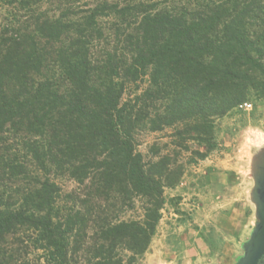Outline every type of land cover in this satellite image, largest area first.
I'll return each mask as SVG.
<instances>
[{
  "label": "trees",
  "instance_id": "16d2710c",
  "mask_svg": "<svg viewBox=\"0 0 264 264\" xmlns=\"http://www.w3.org/2000/svg\"><path fill=\"white\" fill-rule=\"evenodd\" d=\"M1 8L0 264H137L184 176L138 136L170 131L205 160L216 121L264 100V0Z\"/></svg>",
  "mask_w": 264,
  "mask_h": 264
},
{
  "label": "rangeland",
  "instance_id": "374dc122",
  "mask_svg": "<svg viewBox=\"0 0 264 264\" xmlns=\"http://www.w3.org/2000/svg\"><path fill=\"white\" fill-rule=\"evenodd\" d=\"M9 10L0 9L1 21ZM245 103L251 110L239 106L216 121L217 146L205 160L194 154L204 152L196 143L189 151L173 147L170 131L139 134L136 149L147 161L156 145L184 167V176L165 191L162 219L137 264H238L245 256L259 224L253 191L264 161V100L254 95ZM60 185L65 192L77 187L68 180Z\"/></svg>",
  "mask_w": 264,
  "mask_h": 264
},
{
  "label": "water",
  "instance_id": "95a60500",
  "mask_svg": "<svg viewBox=\"0 0 264 264\" xmlns=\"http://www.w3.org/2000/svg\"><path fill=\"white\" fill-rule=\"evenodd\" d=\"M253 200L257 207L259 224L245 247V256L238 264H264V161L255 177Z\"/></svg>",
  "mask_w": 264,
  "mask_h": 264
},
{
  "label": "built area",
  "instance_id": "2783aa9c",
  "mask_svg": "<svg viewBox=\"0 0 264 264\" xmlns=\"http://www.w3.org/2000/svg\"><path fill=\"white\" fill-rule=\"evenodd\" d=\"M239 108L242 110H245V111H249V110H251L252 105L245 103V104H242Z\"/></svg>",
  "mask_w": 264,
  "mask_h": 264
}]
</instances>
